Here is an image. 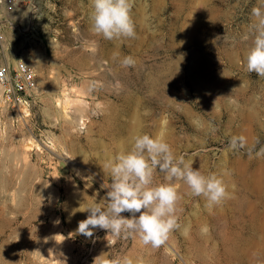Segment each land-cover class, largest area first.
Returning <instances> with one entry per match:
<instances>
[{"label": "rangeland", "instance_id": "obj_1", "mask_svg": "<svg viewBox=\"0 0 264 264\" xmlns=\"http://www.w3.org/2000/svg\"><path fill=\"white\" fill-rule=\"evenodd\" d=\"M253 6L134 0L135 36L106 40L91 30L89 0L0 5V66L24 61L37 78L30 116L0 102V174L20 171L24 180L13 200L0 183V264H93L102 252L145 264H264V77L245 60ZM126 56L135 63L123 66ZM63 89L79 100L67 120L56 102ZM137 132L163 133L176 156L222 174L231 197L206 207L176 181L189 234L173 231L159 248L121 236L110 247L105 230H76L88 216L81 210L106 196L111 176L102 166ZM163 181L157 169L154 183Z\"/></svg>", "mask_w": 264, "mask_h": 264}, {"label": "clouds", "instance_id": "obj_2", "mask_svg": "<svg viewBox=\"0 0 264 264\" xmlns=\"http://www.w3.org/2000/svg\"><path fill=\"white\" fill-rule=\"evenodd\" d=\"M133 4L134 0H89L91 30L106 40L134 37ZM251 16L255 18L254 39L245 55L246 69L264 77V0H257ZM134 63L131 56L122 61L126 67ZM102 168L111 176V183L101 186L108 189L106 196L81 210L88 212V216L79 221L76 232L92 237L95 229H103L107 232L106 239L113 238L107 239L110 247L121 236L131 235L153 248H159L173 231L181 230L182 235L187 236L190 225L182 226L177 215L181 196L176 181L187 185L191 195L202 197L206 207L218 206L231 197L222 174L205 175L184 156H176L163 133L155 136L142 132L133 134L130 148L110 157ZM157 169L164 175L163 182L154 183ZM124 212L131 213V218L123 216ZM200 232L206 234L208 227L202 226ZM93 264L145 262L143 258L134 260L130 256L109 258L107 252H102L94 258Z\"/></svg>", "mask_w": 264, "mask_h": 264}, {"label": "built area", "instance_id": "obj_3", "mask_svg": "<svg viewBox=\"0 0 264 264\" xmlns=\"http://www.w3.org/2000/svg\"><path fill=\"white\" fill-rule=\"evenodd\" d=\"M20 0H0V5L13 7ZM36 73L33 67L24 62L0 66V87L3 90V102L16 108L28 105L32 94L36 91Z\"/></svg>", "mask_w": 264, "mask_h": 264}, {"label": "bare ground", "instance_id": "obj_4", "mask_svg": "<svg viewBox=\"0 0 264 264\" xmlns=\"http://www.w3.org/2000/svg\"><path fill=\"white\" fill-rule=\"evenodd\" d=\"M34 60V59H33ZM13 61L14 63L16 64L15 62V59L13 58ZM27 63V62H26ZM42 64V63H41ZM40 65V62L38 60H36L35 62V67L38 68ZM38 71V70H36ZM44 81V80H43ZM43 85V82L42 80L39 81V87ZM37 89V87H36ZM73 92L72 90H65L63 89V92L60 96H58V98H56V102H57V107H58V113L59 115H61L62 117H64L65 120L68 119L69 117V112H68V108H69V105L72 103H78L79 104V100H75L72 98V95ZM2 97H3V90L2 88L0 87V102L2 100ZM77 99V98H76ZM81 104V102H80ZM74 106V105H72ZM17 110H18V114L21 116V117H27V116H30L31 113H30V109H29V106L28 105H21V106H18L17 107ZM31 146H33V142L31 141L29 144L26 145L27 148H31ZM28 152V151H27ZM27 156V155H26ZM16 176H12L9 171H4L3 173L0 174V183H1V188L4 190V193H5V198H11L13 200V195L18 191L17 190V185L18 184H24V180H22V178L20 176H22V173L20 171L16 172L15 173ZM16 178V179H15ZM1 189V191H2ZM21 190V189H20ZM3 197V196H1ZM15 198V197H14ZM6 200V199H4ZM9 200V199H8ZM4 202V201H3ZM11 203V202H10ZM6 204V203H5ZM8 204V203H7ZM10 205V204H9ZM2 207V206H1ZM11 207V205H10ZM4 208V207H3ZM2 208V209H3ZM1 209V208H0ZM4 210V209H3ZM7 210V209H6ZM10 210H12L11 208L8 209L9 212H11ZM5 211V210H4ZM4 211H0V214H3ZM7 215V214H6ZM10 220V219H9ZM11 223V221H10ZM10 223H7V224H10ZM55 233V232H54ZM54 237V236H51V238ZM42 244V243H40ZM39 244V245H40ZM38 245V244H37ZM38 245V246H39ZM37 246V247H38ZM36 247V248H37ZM35 248V249H36ZM40 250H41V247H40ZM35 251V250H34ZM39 248L34 252L35 253V257L37 258H40L38 259L37 261H42V255L39 253ZM42 252V251H41ZM62 253V252H61ZM34 257V258H35ZM44 259V258H43ZM49 259V258H48ZM47 259V260H48ZM45 261V260H44ZM43 262V261H42ZM55 262V261H54ZM60 264V263H59Z\"/></svg>", "mask_w": 264, "mask_h": 264}]
</instances>
